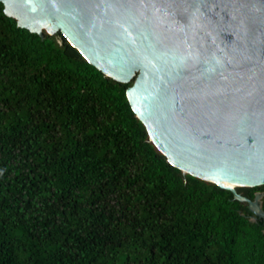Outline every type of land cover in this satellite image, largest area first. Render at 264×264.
<instances>
[{"label": "trees", "instance_id": "obj_1", "mask_svg": "<svg viewBox=\"0 0 264 264\" xmlns=\"http://www.w3.org/2000/svg\"><path fill=\"white\" fill-rule=\"evenodd\" d=\"M0 0V264H264V218L185 174L123 83ZM255 200L264 185L236 187Z\"/></svg>", "mask_w": 264, "mask_h": 264}, {"label": "water", "instance_id": "obj_2", "mask_svg": "<svg viewBox=\"0 0 264 264\" xmlns=\"http://www.w3.org/2000/svg\"><path fill=\"white\" fill-rule=\"evenodd\" d=\"M62 32L127 96L169 162L232 190L264 185V0H1Z\"/></svg>", "mask_w": 264, "mask_h": 264}]
</instances>
